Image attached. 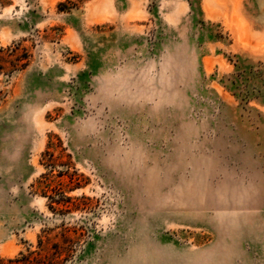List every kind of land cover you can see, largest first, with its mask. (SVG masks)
<instances>
[{"label": "rangeland", "instance_id": "374dc122", "mask_svg": "<svg viewBox=\"0 0 264 264\" xmlns=\"http://www.w3.org/2000/svg\"><path fill=\"white\" fill-rule=\"evenodd\" d=\"M0 264H264V0H0Z\"/></svg>", "mask_w": 264, "mask_h": 264}, {"label": "trees", "instance_id": "16d2710c", "mask_svg": "<svg viewBox=\"0 0 264 264\" xmlns=\"http://www.w3.org/2000/svg\"><path fill=\"white\" fill-rule=\"evenodd\" d=\"M52 198V197H51ZM53 199V201H56V200H54V198H52ZM62 201H64L65 203L67 202V201H69V197L68 198H64ZM57 203H60L59 201H56Z\"/></svg>", "mask_w": 264, "mask_h": 264}]
</instances>
